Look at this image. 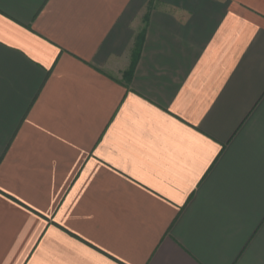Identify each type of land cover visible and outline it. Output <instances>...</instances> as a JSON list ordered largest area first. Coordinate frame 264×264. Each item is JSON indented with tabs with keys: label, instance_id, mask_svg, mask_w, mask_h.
I'll return each mask as SVG.
<instances>
[{
	"label": "crops",
	"instance_id": "obj_1",
	"mask_svg": "<svg viewBox=\"0 0 264 264\" xmlns=\"http://www.w3.org/2000/svg\"><path fill=\"white\" fill-rule=\"evenodd\" d=\"M0 264H264V0H0Z\"/></svg>",
	"mask_w": 264,
	"mask_h": 264
},
{
	"label": "trees",
	"instance_id": "obj_2",
	"mask_svg": "<svg viewBox=\"0 0 264 264\" xmlns=\"http://www.w3.org/2000/svg\"><path fill=\"white\" fill-rule=\"evenodd\" d=\"M135 60H134V65H135V63H136V60L138 59V56H139V46L137 47V50H136V53H135ZM128 75H132V70L128 73Z\"/></svg>",
	"mask_w": 264,
	"mask_h": 264
}]
</instances>
